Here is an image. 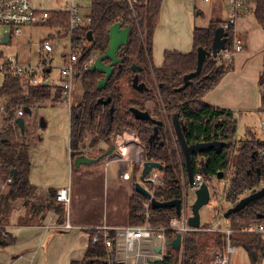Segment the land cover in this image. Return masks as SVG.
Listing matches in <instances>:
<instances>
[{
	"label": "trees",
	"instance_id": "1",
	"mask_svg": "<svg viewBox=\"0 0 264 264\" xmlns=\"http://www.w3.org/2000/svg\"><path fill=\"white\" fill-rule=\"evenodd\" d=\"M248 3L251 4L252 14L264 28V0H249ZM161 4L162 0H136L132 5L126 0H90L87 22L71 35V41L75 44L79 40H86L88 32L92 35L91 43L78 60V66L88 58L104 53L108 44V29L114 23H120L122 27L129 26L130 32L127 45L121 51L122 64L120 67L115 66L104 89H96L97 82L103 77L102 74L97 71L90 73L89 69L77 70L75 81L80 87V96L79 101L74 102L73 92V101L69 109L70 159L86 155L84 149L89 135V147L94 149L100 143L109 146L124 130L133 131L149 152L151 159L164 161L163 185L154 191L153 198L157 202L181 199L183 184H186L187 177L184 157L170 125V117L177 114L180 124L185 127L183 135L188 145L213 141L224 144L200 155L191 156V166L193 174L197 175L201 169L200 160L203 161L202 167L206 175H200L205 183H209L220 173L221 178L225 177L232 167L233 176L224 195L228 203L235 205L245 193H253L264 185V156L259 154L264 150V142L254 139L248 130L245 133L249 135V141L241 142L235 148L233 140L237 120L232 112L203 101L204 95L214 89L222 76L232 69L231 63H223L220 56L215 58L207 56L200 74L191 79V85L182 91H176L183 84V76L196 68L197 48L211 52L214 31L221 27L223 22L210 21L206 28H194L192 51L189 53L166 51L163 54L162 65L155 68L152 66V42ZM47 24H50L51 28L55 26L63 28L68 36V13L65 9L51 13V19ZM226 34V49H230L233 30L229 29ZM132 65L141 67L142 71L132 72L130 70ZM135 74L138 75L139 82L146 84L147 92L139 93L132 89L131 80ZM151 82L154 83L155 94L150 88ZM123 83L129 86L133 95L126 100L123 95ZM259 85L261 87L259 111L264 113V71L260 75ZM61 97L62 89L55 83L33 87L9 75L0 80V247L10 246L15 241L4 230L10 224L13 203L21 201L23 205L28 204L36 192V188L29 180L31 164L27 144L28 133L25 130L24 134H20L15 124V113L19 109H31L46 101L59 102ZM106 98L111 99L110 104L96 106L97 100ZM148 101H156L160 114L162 113L158 120L162 121L163 125L157 127L159 138L154 140H150L153 124L136 121L129 112L130 107L147 111L144 104ZM110 108H113L112 114L109 112ZM147 112L154 119L150 111ZM102 153L99 149L98 155ZM12 170L17 172L15 178ZM144 201L145 198L134 191L128 207L127 226H140L145 222L142 214ZM34 209L35 215L40 211L53 210L57 214V223L62 224L64 221L65 207L56 204L55 190L50 192V202L45 207ZM175 215L173 208L150 207L148 222L152 227H163ZM259 215L262 218H258ZM261 220H264V196L251 202L241 211L231 214L228 226L236 231ZM87 233L88 243L82 257L72 260L69 264H109L108 252L101 237L97 243L92 244L90 241L95 231L89 229ZM110 237L113 240V232H110ZM174 238L172 232L167 233L168 243ZM231 243L234 246L242 245L248 252L253 250L257 254V260L264 264V241L259 236H235ZM223 247L224 238L221 234L191 232L182 242V252L175 251L167 245L162 264H198L206 258V253L222 250ZM257 262L251 258V264Z\"/></svg>",
	"mask_w": 264,
	"mask_h": 264
},
{
	"label": "rangeland",
	"instance_id": "2",
	"mask_svg": "<svg viewBox=\"0 0 264 264\" xmlns=\"http://www.w3.org/2000/svg\"><path fill=\"white\" fill-rule=\"evenodd\" d=\"M67 0H31L32 6L36 9L48 11L50 14L63 9ZM197 1V9L202 11L203 17L196 16V26L202 28L207 27L209 21V13L206 10V5L201 3V0ZM85 9L83 14L88 11L89 1L85 0ZM250 17H253L251 14ZM4 31V29H2ZM173 36L174 34L171 33ZM255 40V46L259 49H255L251 53V60L257 61L261 54L264 52V45L258 35H252ZM48 42L53 51L49 54L52 58L51 71L48 74L51 82L57 84L58 79V67L68 53L69 38L65 31L61 27H52L50 24L44 26H27L22 29L20 36H13L11 41L7 45H2L0 42V53L3 57H11L21 62L29 61L35 62L37 52L42 48L44 42ZM241 41L244 44L243 37ZM244 49V48H243ZM241 52V51H240ZM37 53V54H36ZM239 53V52H238ZM96 57V56H95ZM153 67H155L152 64ZM1 80V78H0ZM74 102L79 101L80 87L77 82H74ZM150 88L155 94L154 83H150ZM123 95L124 99L129 96H133L128 85L123 83ZM144 105V109L150 111V113L160 118L158 103L156 101H150L147 105ZM25 122V130L28 133L27 139L31 140L32 144L36 145V149L32 151V167L30 172V181L36 187V189H46L47 187L55 188L59 186L70 185L71 202H70V223L73 225L74 220L79 217L80 211L83 210V215L90 217L91 214L95 215V210L100 213V216H107L114 220L117 226L127 225L126 214L130 199L133 197L134 183L138 182L140 175L139 168L143 162L132 161L129 166L121 160V155L116 149L115 155H110L107 159L95 162L90 165L74 167V160L70 159L69 148V115L68 107L62 102V97L59 102L46 101L38 106H34L30 109L29 114L23 115ZM41 120L45 123V126H41ZM264 120V113L252 114L248 122H240L236 129L234 147L237 148L241 142L249 141L250 137L245 133V125L250 128L253 133L254 139L264 142V127L261 123ZM169 122V119H168ZM171 125V124H170ZM173 132V129L171 130ZM126 130L123 131V133ZM134 137L139 141L137 135L131 131ZM122 133V134H123ZM122 134L116 136L112 143L108 146L100 143L96 148L89 147L90 135L85 143L86 148L84 153L86 157L97 158L98 150L104 152L111 145L119 144L122 139ZM174 135V133H173ZM257 137L259 139H257ZM146 155L149 156V152L145 149ZM115 157V158H114ZM150 157V156H149ZM118 158V159H117ZM116 160L112 164V160ZM154 160V159H152ZM164 166L163 160H157ZM128 170V177L125 178L124 170ZM162 173V172H161ZM163 175V174H162ZM233 176V168H229L225 177L220 179L214 178L206 183L209 187L210 199L207 205L203 206L199 210V217L201 225L217 223V228L222 227V222L219 221L223 217L224 212L232 207L230 203L225 200V192L229 188V180ZM209 180V179H207ZM184 186V184H183ZM250 192L245 193L241 198L249 195ZM97 198L94 200L92 198ZM98 202V203H97ZM194 202V195L187 188V203L192 205ZM93 203V204H92ZM237 203V202H236ZM15 204V205H14ZM92 206V208H91ZM96 206L98 208H93ZM13 207L21 208L19 202H14ZM90 209V210H89ZM92 209V210H91ZM94 209V210H93ZM94 212V213H93ZM105 214V215H104ZM105 224V223H104ZM103 225V224H102ZM88 230V229H87ZM87 230H70L66 233L48 234L49 241L44 239L37 249L34 260L31 264H69L72 260L80 259L87 246L88 233ZM51 232V231H50ZM245 242V239H243ZM16 247L8 246L6 248H0V264H10L11 256L17 255L20 252H24L23 259H18L17 264H28L25 258L29 256L25 252L14 250ZM253 251V250H251ZM250 252L246 250L242 245H235V253L230 255L229 264H251ZM9 252V255H8ZM205 259H202L200 264H210L208 254L205 255ZM199 264V262H198ZM256 264H263L261 260H258Z\"/></svg>",
	"mask_w": 264,
	"mask_h": 264
},
{
	"label": "built area",
	"instance_id": "3",
	"mask_svg": "<svg viewBox=\"0 0 264 264\" xmlns=\"http://www.w3.org/2000/svg\"><path fill=\"white\" fill-rule=\"evenodd\" d=\"M126 1L129 5L136 2V0ZM202 1L205 3L212 2V0ZM248 1L249 0H225L229 8L227 19L221 25L225 33H227L229 29H233L239 18L249 13ZM65 6L64 8L68 13V53L66 56H63L58 67L57 85L62 89V102L68 107L69 111L73 101L74 82L77 70H88L95 56L88 58L82 65H77L79 58L83 55L84 49L87 48L89 42L82 39L75 44L71 41V35L74 30L87 22V18L81 14L77 0H67ZM50 19L51 14L48 11L34 8L31 0H0V42L2 45H7L13 36H20L22 34V29L24 27L44 26ZM2 29H4V31H2ZM5 34H8L9 38L7 44H3L1 41ZM243 48L244 45L241 39L233 37L231 48L226 49L225 44L224 49L217 56H220V60L227 64L232 60L233 56L242 51ZM52 51L51 45L47 41L44 42L42 48L37 52L38 54L36 53L37 57L35 62L29 61L30 58L25 62H21L11 57H3L0 53V78L2 79L4 76L9 75L19 82L26 83L33 87L51 84L52 82L48 74L51 71L52 58L49 54ZM23 113V109H19L16 111L15 117H22ZM262 125L264 126V121ZM127 137H129L130 142L135 145L133 151H136L135 149L138 147L137 150L140 149V151L146 154L144 147H142L141 143L138 142L130 130H126L120 139ZM116 142L115 144L118 145V142ZM259 154L264 156V150L260 151ZM139 171H141V168H139ZM9 181L10 180H8V182ZM202 183L203 179L200 174L193 176L192 184H188L186 180L181 198L180 215H175L170 218L166 226L152 227L149 224L150 201L146 200L142 203V214L145 218V222L142 225L110 227L103 224L97 228L91 229L95 231V233L90 242L95 244L99 241V237H101L104 247L108 252L109 264H149L156 260H160L162 264L167 251V233L172 232L175 237L177 234L181 236L179 245L180 252H182V242L187 234L191 232L207 234L217 233L221 234L224 238L223 249L212 250L205 255L208 254L210 264H229L230 255L235 252V246L231 243L232 238L235 236L255 235L259 236L262 241H264V220L251 223L236 231L229 228L228 219L226 220L223 217L219 219V221L223 223L221 228H217L216 222H213L211 225L208 224L205 227L200 224L196 229L189 227L188 219L191 216V205L189 206L187 203V188L192 195H194L195 191L199 189ZM141 185L153 197L154 191L163 185L162 173L153 169L145 177V183H141ZM55 202L65 207V213L63 223L57 224L56 226L54 225L52 229L62 231L75 229L70 223L69 209L71 191L69 186L56 190ZM46 229L50 228L46 227ZM110 232L114 233L113 240L110 237ZM156 249L160 250L159 254L156 253ZM201 262H199V264Z\"/></svg>",
	"mask_w": 264,
	"mask_h": 264
},
{
	"label": "crops",
	"instance_id": "4",
	"mask_svg": "<svg viewBox=\"0 0 264 264\" xmlns=\"http://www.w3.org/2000/svg\"><path fill=\"white\" fill-rule=\"evenodd\" d=\"M88 1L90 2V0ZM77 3L80 6V12L82 14L83 9H85V0H77ZM201 3L206 5V10L209 13L207 26L210 21L218 20L224 22L227 19L229 8L225 0H212L210 3H205L201 0ZM247 5L249 6V13L239 18L232 29L233 37L239 39L243 37L244 49L235 54L232 60L228 62L231 63L232 69L225 73L216 87L206 93L203 97V101L205 103L217 108L231 111L237 120L236 129L240 122H248L246 120H248L252 114H257L259 112L262 113L259 111L261 91L259 78L264 71V52L257 61L251 60L252 58L250 57L251 53L255 49H259L258 46H255V40L252 35H258L262 40V45H264V28L258 23L255 16L252 14L251 4L247 3ZM64 9H59L58 11H62ZM87 14L88 11L83 14V16H87ZM251 14L254 19L250 17ZM196 16L203 17L202 11L197 9L196 0H162L152 42V64L155 68H159L162 65L163 54L166 51H177L179 53H189L192 51L193 29L200 28L196 26ZM171 33L174 35L172 36ZM149 102L150 101L144 104L146 105V109L148 108L147 105ZM246 126L247 125H245V132L248 130L251 131V129ZM262 127L264 126L262 125ZM253 134L255 135V133ZM257 139L259 138L257 137ZM27 144L29 146L28 152L32 167V151L36 149V145L34 143L32 144L31 140L28 139ZM68 152L70 153L69 148ZM67 186L70 187L69 184ZM67 186L36 189L34 197L28 204L25 205H23L21 201H17L20 203L21 208H15L13 210L10 218V224L7 225L4 230L6 234H9L14 238V243L10 245L16 247L14 250L22 251L27 248L25 252H28L26 254L29 257L25 259L28 261V264L32 263L37 249L41 245L42 241L47 238L48 234H62L68 232L52 229L54 228V225L56 226L58 224L57 214L53 210L40 211L38 215L34 214V207H45L50 202L51 191L55 190L56 192V190ZM184 187L185 184L183 188ZM92 199L93 201L97 200L95 197ZM93 208L98 207L93 206ZM105 218H107V216H105ZM105 218L104 216H100L99 211L97 212L95 210V215L91 214L90 217H87L86 215H83V210H81L79 217L74 220V230L77 229L82 231L93 229L104 223L110 227L117 226L115 225L117 223L113 222L114 220L112 221L108 218V221L106 222ZM24 222L26 223L23 224ZM46 227L50 229H46ZM46 241H49V238H47ZM23 254L24 252H20L17 255H10V264H17L18 259L24 258Z\"/></svg>",
	"mask_w": 264,
	"mask_h": 264
},
{
	"label": "water",
	"instance_id": "5",
	"mask_svg": "<svg viewBox=\"0 0 264 264\" xmlns=\"http://www.w3.org/2000/svg\"><path fill=\"white\" fill-rule=\"evenodd\" d=\"M129 32H130L129 26L122 27L120 23H114L113 25L109 27L107 48L102 55L95 57L93 63L91 64L88 70L90 73L97 71L103 75L102 79L97 82V86H96L97 90H102L106 87L108 80L113 74L115 66L120 67V65L122 64L123 60L121 58V55H122L121 51L127 45ZM86 40L89 43H91L92 35L90 32L86 34ZM1 41L3 42V44H7L9 41L8 34H5ZM226 41H227V34L224 32L222 27H219L214 31L213 38L211 41V48H210L211 52L210 53L205 51L202 48H197L196 68L193 72H190L183 76V84L180 88L176 89L177 92L182 91L191 85V79L200 74L205 58L209 55H211L214 58L217 55H219V53L224 49ZM130 70L132 72H141L142 68L132 65L130 67ZM131 87L132 89H134L135 91L139 93L148 91V88L145 85V83L139 82L137 74H135L131 80ZM110 102H111L110 98L99 99L96 102V106L97 105L105 106V105L110 104ZM23 111L25 114L30 113L29 108H23ZM109 112L110 114H112L113 108H110ZM129 112L132 115L134 120L146 121V122H150L153 124V133L150 136V140L159 138L157 127H161L163 125L162 121L153 119L147 111H141L133 107L129 108ZM15 124L18 127L20 134L21 135L24 134L25 123H24L23 118L22 117L16 118ZM170 124L173 129L176 142L178 143L180 151L184 157V166H185V171H186L187 182L188 184H192L194 174H193V169L191 166V156L200 155L209 150L216 149L219 146H223L224 144L213 141V142L197 143V144L188 145L183 135V131L185 127L180 124L177 114H173L170 117ZM41 126L43 127L45 126V123H43V120H41ZM116 148H117L116 144L111 145L107 150H105L97 158H89L84 155L78 156L74 159V167L77 169L80 166L90 165L95 162L106 159L110 155L114 154ZM202 166H203V161L201 160L200 161L201 169L199 170V174L206 175V171L203 169ZM153 169L159 172H162L164 170V166L157 160H152L149 156H147V161L143 162L141 165V171H140V175L138 178V182L134 183L133 185L134 191L138 193L139 195H141L143 198H145V200L150 201L151 208L153 209L173 208L175 210L176 216H179L180 209H181V199L170 200L167 202H157L151 196V194L148 193L142 187L141 183H145V177ZM16 173H17L16 170H12L13 178L16 177ZM221 175L222 174L220 173V175L216 178L220 179ZM263 196H264V186H262L255 192L250 193L249 195L243 198H240L235 205L228 208L224 212L223 218L227 220L231 214L241 211L248 204L260 199ZM209 199H210L209 188L207 184L203 182L200 185L199 189L196 190L194 193V202L190 206L191 216L188 219L189 227L196 229L200 226L199 210L201 207L208 204ZM258 218H262V216L259 215ZM180 240H181V236L177 234L175 239L171 243L167 242V245H170L172 249H174L175 251H178ZM155 251L158 254L160 253L159 249H156ZM250 256L254 262L258 261L257 254L254 251H251ZM149 264H161V261L156 260L154 262H150Z\"/></svg>",
	"mask_w": 264,
	"mask_h": 264
},
{
	"label": "bare ground",
	"instance_id": "6",
	"mask_svg": "<svg viewBox=\"0 0 264 264\" xmlns=\"http://www.w3.org/2000/svg\"><path fill=\"white\" fill-rule=\"evenodd\" d=\"M117 147H118V152L121 155V160L126 164V166H129L130 162H132V161H140V162L147 161V155L144 154L142 151H140V149L137 150L138 147H137V149H135L137 152L133 151L134 150L133 148H135V145H133V143L130 142L129 137L123 138L122 141L119 142ZM115 154H113V155H115ZM116 160L115 159L112 160V164L114 162H116ZM124 174H125V178H127L128 177V170L127 169L124 170Z\"/></svg>",
	"mask_w": 264,
	"mask_h": 264
},
{
	"label": "flooded vegetation",
	"instance_id": "7",
	"mask_svg": "<svg viewBox=\"0 0 264 264\" xmlns=\"http://www.w3.org/2000/svg\"><path fill=\"white\" fill-rule=\"evenodd\" d=\"M106 63H107V62H106ZM102 76H103V75H102ZM145 85H146V84H145ZM147 88H148V87H147ZM101 106H102V105H101ZM154 119L158 120L159 118H157V117L154 116ZM234 140H235V139H234ZM200 161H201V160H200ZM214 178H216V177H214ZM214 178H213V179H214ZM263 186H264V185H263ZM261 187H262V186H260V188H261Z\"/></svg>",
	"mask_w": 264,
	"mask_h": 264
}]
</instances>
